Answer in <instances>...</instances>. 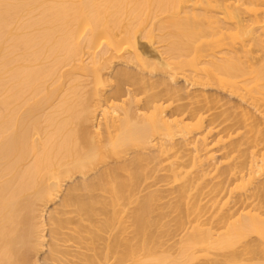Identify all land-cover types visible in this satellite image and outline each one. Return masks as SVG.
<instances>
[{
    "label": "bare ground",
    "instance_id": "bare-ground-1",
    "mask_svg": "<svg viewBox=\"0 0 264 264\" xmlns=\"http://www.w3.org/2000/svg\"><path fill=\"white\" fill-rule=\"evenodd\" d=\"M261 54L264 0H0V264H264ZM152 160L166 188L110 233Z\"/></svg>",
    "mask_w": 264,
    "mask_h": 264
},
{
    "label": "rangeland",
    "instance_id": "rangeland-1",
    "mask_svg": "<svg viewBox=\"0 0 264 264\" xmlns=\"http://www.w3.org/2000/svg\"><path fill=\"white\" fill-rule=\"evenodd\" d=\"M254 48H256V47H254ZM125 50L126 49L123 48V49L119 50L118 52L108 53L107 56L111 57L112 55L113 56L116 55L117 58L120 59V60H117L114 62L113 66H112V71H115L116 69H118V67L119 68H126L127 70H130V71L131 70L135 71L133 64H131V63L124 64L122 62V59L126 60L128 57V54L126 53ZM256 55H259V52H257ZM261 58H264V54H261ZM259 64H261V63H258V65H256V66H259ZM67 67L68 68H66V66L62 68L63 76L60 80H58V81H60L61 86H63L64 90L69 89L68 87L71 86L70 76L65 74L70 69L69 66H67ZM82 76L83 75L78 76L80 79L79 94L82 97H84L82 94L85 93L86 91H88L89 89H91V86L93 88L94 84H93V82L91 83L92 78H90V76H86V75L83 77ZM109 83H110V85H114L115 84L114 78L111 77V79H109ZM180 83H181V81H180ZM56 85H57V83H56ZM58 85H60L59 82H58ZM112 91H109V93H111ZM91 99L92 98H90V100ZM56 103H57V99H53L50 102V104H48V106L46 105L44 107L45 109H43L41 111L42 114L40 113V116L41 115L43 116L44 114L49 113L51 111V108L54 107L53 105H55ZM85 127L87 128V130H89L88 124H86ZM99 150L101 152L103 151L102 148H99ZM98 161L94 166L95 168L100 167L99 169H103V168L115 165L114 157L110 154H106L105 156H103ZM160 166L161 165L158 164V162L156 160H152L146 164V166L144 167L145 175L142 176V178L139 180V183H138V185L134 191V195L128 199L124 198L123 200L120 201V207H119L120 208V216H119V219H117L115 221L114 226H112L114 228L111 229L110 233L113 234L117 231L115 226L119 225L120 220L122 219L124 221L123 224L127 226L125 228L124 234L125 235H126V233L130 234L129 231H131V229H130L131 227H129L128 215H129L131 209L135 206V203L137 202V200L140 197L146 195V191L149 188L146 189L145 187L149 183H151V182L156 183L157 182V184L153 187H150V189H152V188H158V189L166 188L165 186H163L164 182L160 181V177L162 176L163 171L156 170L153 173V170L158 169ZM151 168H153L152 171H151ZM90 172H92V171H90ZM94 192L101 193V191H99V190H95ZM166 201H167V198H161V199L155 200L153 202V209H152V213L150 216L153 224L150 226V230L152 231L154 238H156V239L159 238V240L166 241V244H168V247H167V245H164L163 248L167 247V248H165L166 250L173 251L177 247L176 242H177L178 237H179V234H178L179 231H178V228H177L176 223H175V220L178 216V212H172L170 207L167 205ZM57 204H58V201L54 205L52 203L48 204V209L50 210V208L52 209V208H54V206L60 208V206H56ZM108 210H109V212L105 215L106 217L110 216L111 208H108ZM124 234H122V235H124ZM163 248H161V249H163Z\"/></svg>",
    "mask_w": 264,
    "mask_h": 264
}]
</instances>
